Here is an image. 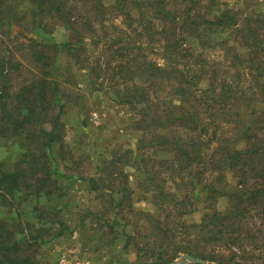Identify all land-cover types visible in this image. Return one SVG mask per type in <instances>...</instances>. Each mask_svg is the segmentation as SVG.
Returning a JSON list of instances; mask_svg holds the SVG:
<instances>
[{"label": "trees", "instance_id": "trees-1", "mask_svg": "<svg viewBox=\"0 0 264 264\" xmlns=\"http://www.w3.org/2000/svg\"><path fill=\"white\" fill-rule=\"evenodd\" d=\"M257 7L247 0L239 8L223 0H0V138H18L24 148L12 169L0 162V207L18 209L19 193L26 199L55 194L65 175L59 170L61 161L71 177L80 173L64 118L80 107L83 92L72 95L68 78L77 77L78 70L94 80L114 81L117 101L142 115L138 128L144 150H127L129 159L121 166L114 159L100 160L99 169L105 172L100 178L80 175L96 192L110 191L109 208L87 214L99 224L85 227L94 229L92 237L111 234L110 246L122 238L121 251L126 252L138 237L157 246L159 235H182L183 217L194 211L195 191L203 188L210 199L225 194L232 203L226 214L213 207L203 226H221L224 243H233L228 235L236 228L255 242L252 231L263 234V229L253 218L264 213V10ZM58 28L66 39L33 34L49 35ZM25 60L35 66L31 75H23ZM71 61L75 71L68 66ZM149 149L168 154L156 158L146 155ZM130 165L145 175L143 188L152 200L167 191L165 183H175L176 189L166 195L172 208L158 205L167 212L166 227L151 211L144 213L152 219L150 230L116 226L120 215L125 219L123 212L141 216L131 202L124 208L133 184L139 183L125 170ZM182 189V198L175 199ZM41 207L34 219L0 216V264H39L38 246L61 234L64 221L56 219L52 208ZM199 240L211 243L208 236ZM183 241L164 256L149 242L147 247L138 244L137 264H166L180 252L228 264L204 248L187 250Z\"/></svg>", "mask_w": 264, "mask_h": 264}, {"label": "rangeland", "instance_id": "rangeland-1", "mask_svg": "<svg viewBox=\"0 0 264 264\" xmlns=\"http://www.w3.org/2000/svg\"><path fill=\"white\" fill-rule=\"evenodd\" d=\"M229 2L233 7L239 8L246 4V0H223ZM107 4H113L114 0H105ZM248 3H254L258 6V9L264 10V0H247ZM119 22V21H117ZM36 36L45 38L50 41H61L66 39L67 34L63 28H58L52 34L33 33ZM25 39V37H23ZM89 50L93 52V47L90 46ZM63 64L62 70L66 71V57H63L61 61ZM68 66L74 67L73 61L68 63ZM35 66L25 60V67L23 75H31ZM111 72V68L109 67ZM69 78L70 90L72 95L76 92H83V96L80 99V107L74 109L73 112L68 114V117H64L67 121V139L71 145L77 148V156L81 161L77 171L80 173L74 174L71 177L68 170H65L64 162L61 161L59 170L65 172L62 175V180L56 186V192L52 196L42 195L41 197L29 196L27 199L19 193V197L16 201L19 202L18 209L0 207V216L11 219L20 214L22 220L34 219L43 210L42 205H46L47 209L52 208L54 212L58 213L57 220L64 221V228L61 234L48 240L47 243L38 246L37 259L39 264H137V248L138 244H145L148 246V242L151 247H156L155 250L161 248L160 256H164L166 250L169 252L176 250L177 243L181 238L184 239L182 246L187 250L200 251L204 248L207 252L215 254L218 258L224 257L228 264H264V213L261 215H255L253 221L263 229V234L252 231L255 234L256 240L252 243L253 238L246 236V231H239L236 228L231 234V242L224 243V238L221 236V226L215 225V227L209 228L203 225L209 221V215H212V208L223 214L228 213L232 208L230 198L225 194H219L216 200L210 199L209 191L203 188H198L195 193L197 199L195 202V209L192 213L183 217L186 224L182 235L176 233L173 238L158 236L157 246L153 240L144 237H138L133 243L129 245L128 251H121L124 244V240L119 238L112 246L107 242L112 238L111 234L104 236L102 239H96L92 237L93 228L85 230V227H96L98 221L91 216H88L90 210L102 213L105 212L109 206L110 191H106L104 194L93 190L94 186L91 181H88L81 176L98 177L105 176V172L99 169L98 162L102 159H114L118 161L116 166H121L123 162L129 158L126 157L127 150L138 151V148L144 150L141 145V137L143 132L138 128V120L142 119L140 113L132 111L129 105L122 104L117 101L118 94L115 88V82L110 79L94 80V76L81 73L77 70V77L73 74ZM76 81V82H75ZM204 85V83H202ZM83 108V110H82ZM79 110V111H78ZM81 110V111H80ZM86 119L87 124L83 125L82 120ZM147 144V141H146ZM24 148L22 147L21 140L18 138H0V162L5 167L12 169L16 161L22 156ZM153 155L154 157H164L168 153L163 150L149 149L146 155ZM143 166L142 162H137ZM101 168L104 166L101 164ZM125 170L131 175V181L137 178L138 184L134 185V192L124 201V208L128 210V204L131 202L133 208L137 212L141 213V216H136L130 211L123 212L125 219L119 218V222L116 226L121 229H126L131 232H144L151 229L152 219L144 214L151 211L157 215L163 225L166 227L165 221L166 211L162 208L159 210L158 205L163 206L164 209L170 210L172 208V198H167V191L176 189L174 182L170 181L166 184V190L163 195L157 192V197L151 198V193L147 192V188H143L145 181V175L140 173L136 166H126ZM67 174V176H66ZM81 175V176H80ZM230 172L226 173V178L231 183ZM79 176V177H78ZM99 184H101L98 181ZM110 184V183H109ZM102 185V184H101ZM93 186V188H92ZM185 190L178 191L175 199L182 198ZM121 198V194L117 196ZM153 202H157V205ZM37 204H40L38 209L35 208ZM87 216L84 220L83 217ZM129 220L132 224L125 225L124 221ZM248 220V219H247ZM171 225L175 229L178 227V220L175 215L170 217ZM106 225V222H103ZM237 224L240 221L237 220ZM238 227V225H235ZM254 226V225H251ZM156 228V227H155ZM229 228H233L232 225ZM201 236H208L211 239V243L204 245L201 241V245L198 244ZM227 235L225 234L224 237ZM202 240V239H201ZM107 244V245H106ZM234 250L236 253H231ZM244 250V251H243ZM183 254H190L196 256L190 252H180L177 257L171 261L181 257ZM158 258L159 253L155 254ZM200 257V256H196ZM203 258V257H200ZM206 259V258H204ZM155 260V259H153ZM208 260V259H206ZM169 261V262H171ZM213 264H218L216 261L208 260ZM168 262V263H169ZM166 263V264H168ZM196 264V263H188Z\"/></svg>", "mask_w": 264, "mask_h": 264}, {"label": "water", "instance_id": "water-1", "mask_svg": "<svg viewBox=\"0 0 264 264\" xmlns=\"http://www.w3.org/2000/svg\"><path fill=\"white\" fill-rule=\"evenodd\" d=\"M188 263L213 264L204 258L196 257L190 254H183L181 257L169 262L168 264H188Z\"/></svg>", "mask_w": 264, "mask_h": 264}]
</instances>
